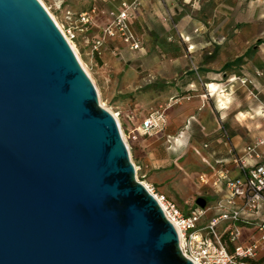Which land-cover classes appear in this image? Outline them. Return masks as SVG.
<instances>
[{
    "label": "water",
    "instance_id": "1",
    "mask_svg": "<svg viewBox=\"0 0 264 264\" xmlns=\"http://www.w3.org/2000/svg\"><path fill=\"white\" fill-rule=\"evenodd\" d=\"M0 264H194L40 0H0Z\"/></svg>",
    "mask_w": 264,
    "mask_h": 264
},
{
    "label": "rangeland",
    "instance_id": "2",
    "mask_svg": "<svg viewBox=\"0 0 264 264\" xmlns=\"http://www.w3.org/2000/svg\"><path fill=\"white\" fill-rule=\"evenodd\" d=\"M40 1L49 8L65 32L70 28L76 33V38L71 42L77 48L92 76L89 75L97 89L100 103L102 102L105 104L104 107L117 114L120 127L126 116L128 119L133 117L131 112H140L143 116L158 107L167 110L172 103H180L183 98L188 99V93L197 95L207 92L206 84L208 83V87L216 95L218 89L214 90V86L218 85L214 82L223 83L222 87H229L230 84L227 81L230 79V75L242 76L243 72H248L254 67L264 69V61H260L264 56V0H167V8H170L172 13H174V8L185 9V11H189L188 16L200 25H169L171 29L167 31L148 27L144 29L143 26H137L139 32L145 34L143 39L146 51L143 54L137 52L136 56L128 55L125 52L115 54L111 41L107 42L100 52L96 51L93 45L100 34L98 28L92 29L91 27L94 25H91L87 29L78 19V14L82 11H90L94 6L112 9L111 6L120 0ZM59 1L61 2L59 3ZM127 1L131 2L132 0ZM147 5L148 0H141V4L132 16L137 14L139 17L146 7L150 11ZM146 20L151 23V18L148 17ZM171 20L175 23V16H171ZM219 25H226L227 28L217 29L216 27ZM185 32L190 35L192 41L194 40L192 44L194 48H190L191 43L186 40L188 37L185 36ZM165 33L168 35V39L176 41L177 45L169 47L159 45L158 40ZM230 39L236 41L232 50H229L227 45H223L222 48L230 59L227 58L228 62L221 64L224 65L222 69L213 68L219 73L226 71L225 75L220 74L217 79L208 78L205 63L209 64L208 59L211 57L214 59L219 57V51L212 54L215 48L213 44L217 45L216 41H221L223 44ZM182 57L187 59L189 64L182 63L177 67L173 65V70H171L167 61L175 58L180 60ZM193 82L196 84L190 85ZM235 83L237 85V82H232V84ZM183 86L192 88L185 90ZM176 87L179 88L178 93L163 95L165 91ZM238 87L245 88L239 82ZM193 88L195 90H191ZM240 91L238 90V94ZM243 99L244 95L238 97L239 102H242ZM200 137L198 132H192V141L195 144L200 142ZM129 144L132 146L130 153L132 158L137 164H140L135 154L136 146L133 142ZM159 144L162 149L161 153H163L162 157L168 158L166 162L170 169L165 175H168L170 181L158 179V182L152 183L145 178L144 180L151 183L156 192L175 201L184 212H188L192 206L196 205V199L200 196L208 198L206 201L209 207L216 205L214 196H207L204 186L200 184L199 175L201 173L208 175V171H205L204 168L210 164L208 160H204L202 148L200 146L192 147L184 155H181L179 152L168 150V146L166 147L164 143ZM177 154L180 155L177 156ZM142 173L144 172L141 164L140 179H142ZM211 209L210 213L201 219V225L209 222L210 214L215 208ZM240 228L243 233L241 241L245 239L250 230L254 231L252 234H256V228L252 226L244 224L240 225ZM218 230L224 231L223 224L218 226Z\"/></svg>",
    "mask_w": 264,
    "mask_h": 264
},
{
    "label": "crops",
    "instance_id": "3",
    "mask_svg": "<svg viewBox=\"0 0 264 264\" xmlns=\"http://www.w3.org/2000/svg\"><path fill=\"white\" fill-rule=\"evenodd\" d=\"M121 2L122 0L113 4L111 7L119 9L121 7ZM147 6H149L150 11L148 7H146L143 14L139 15V17L135 14L128 19L132 31L142 42L141 49L136 51L130 50L123 42L111 40L110 43L112 44V48H117L120 54L125 52L128 55L131 54L132 56H136L137 52L138 54H143L146 51L145 41L143 39L145 34H141L137 29V26H143L144 29L148 27L151 29L155 28L167 31L171 29L169 25H200V23L188 16L189 11H185V9L174 8V15L170 8H167V0H148ZM176 15L179 17H176ZM171 16H175V23L172 22ZM148 17L151 18V23L146 20ZM106 22V16H100L91 28H98L100 33L98 36H100L102 33V27ZM216 28L226 29L227 27L226 25H219ZM188 35L189 34L185 32V36L188 37L186 40L191 43L190 48H194V45H192L194 40L192 41L190 35ZM216 42L217 45L213 44L215 48L212 54L219 51V57L216 59L211 57L208 59L209 64L205 63V67L207 68L206 76L211 79L219 78L218 76L220 74L225 75L226 71H223L224 73H219L213 69H222L224 65L222 66L221 64L223 62H228L227 58L229 57H227L222 50L224 47L223 45H227L229 50H232L233 45L236 44V41L232 39L223 44L221 41ZM158 44L166 47L177 45L176 41H170V39H168L166 33L161 35ZM158 59L160 58L158 57ZM178 59L179 58H175L167 61L171 70H173V65L177 67L182 63L189 64V61L184 59V57L180 60ZM260 61H264V56L261 57ZM236 76L237 75L232 74L229 77L232 78ZM242 76L250 77L253 80V83L249 85L241 84V86L245 88H239L238 82L237 85L236 83H230L229 87H222L223 83L214 82L218 85L214 86V90L218 89L216 95L212 93V90L208 87V83L206 84L207 92L203 94L198 93L197 95H191L188 93V99L183 98L180 103L174 102L167 108L166 114L168 117V126L164 133L151 136L139 135L138 140L134 142V145L136 146L135 154L136 157H138V163L143 165L144 173L142 174L146 175L147 180H150L152 183L158 182V179L161 181H170L168 175H165L170 169L166 162L168 158L162 157L163 153H161L162 149L160 148L159 143H164L166 147L168 146V150H172V152L176 153L179 152L181 155H184L187 150L192 147L200 146L202 148L204 160H208L210 164H207L204 168L205 171H208V175L206 173H201L200 175H207L210 179V183L204 184L200 181V184L204 186L205 194L207 196H214L216 204L219 199L226 194V190L222 185L213 186L211 183L213 176L220 169L228 170L229 175L233 178H244L245 170L242 165L234 161V158L243 154L245 147L256 138L264 136V69L254 67L248 72H243ZM227 82H229V80ZM193 84H196V82H193L190 85ZM183 88H185V90H190L192 87L183 86ZM191 90L195 89L193 88ZM238 90H241L239 94ZM251 90L256 93L257 97L253 96ZM174 92L178 93L179 88L176 87L175 89L167 90L163 95L166 96ZM219 94L221 96L220 98ZM240 95H244L242 102L238 101ZM130 114H133V117L128 119L126 116L122 123V126L126 130L138 127L143 118L147 116V114L142 116L140 112H131ZM192 132H198L201 136L199 140L200 142L197 144L192 141ZM168 136L176 138V144L171 143L170 145ZM180 154H177V156ZM255 161L256 160H252V162ZM206 200L208 201V198ZM241 202V199L238 198L236 205H239ZM214 207L215 205L212 206V208ZM213 210L214 211L210 214L211 218L217 214V209L215 208ZM242 217L245 221L241 222L240 225L245 224L255 228L257 223L264 221V208L243 214ZM253 232L254 231L251 232L250 230L242 242L246 243ZM255 260H258L257 264H262L264 262V243L260 245Z\"/></svg>",
    "mask_w": 264,
    "mask_h": 264
},
{
    "label": "built area",
    "instance_id": "4",
    "mask_svg": "<svg viewBox=\"0 0 264 264\" xmlns=\"http://www.w3.org/2000/svg\"><path fill=\"white\" fill-rule=\"evenodd\" d=\"M140 4L141 0H132L131 2L122 0L119 9L94 6L90 11H82L78 14L80 23L87 29L96 23L98 17L106 16L107 18L101 35L94 41L93 46L96 51L100 52V49L111 40L123 42L130 50L141 49L142 42L132 31L128 22ZM66 33L67 35L64 34L66 37L68 36V40L73 41L76 38L73 29L69 28ZM113 52L116 54L119 51L117 48H113ZM232 82L249 85L253 83V80L248 76H236L229 79L228 83ZM251 93L257 97L254 91L251 90ZM167 126L168 117L166 108L163 107L151 110L143 118L141 124L131 130L124 129L121 124L130 153L132 146L129 143L136 142L140 134L151 136L164 133ZM176 140V138L168 136L170 145L171 143L176 144ZM132 160L138 180L146 185L161 204L167 217L178 231L182 251L194 264H254L250 260L256 259L259 247L264 242V221L255 225L256 234H251L246 243L241 241L243 233L240 224L245 221L242 217L243 214L264 208V136L256 138L245 147L243 154L234 158L236 163L243 166L244 178H233L226 169H220L213 176L212 185H222L226 194L219 199L214 207L217 209V214L203 225L200 224V221L212 207L208 205L200 207L196 204L188 212H184L175 201L156 192L154 186L144 180V178L146 179L145 174H141L142 179H140L141 165L135 163L133 158ZM252 160L256 161L252 162ZM200 181L204 184L210 183L207 175H200ZM238 198L242 202L236 205ZM220 224H223V232L218 230ZM227 243L233 245L232 252Z\"/></svg>",
    "mask_w": 264,
    "mask_h": 264
},
{
    "label": "bare ground",
    "instance_id": "5",
    "mask_svg": "<svg viewBox=\"0 0 264 264\" xmlns=\"http://www.w3.org/2000/svg\"><path fill=\"white\" fill-rule=\"evenodd\" d=\"M61 1H59V3H60ZM44 3V2H43ZM45 5V4H44ZM46 6V5H45ZM47 7V6H46ZM47 9L49 10V8L47 7ZM49 12L51 13V11L49 10ZM51 15H52V17L55 19V21L57 22V24L59 25V27L62 29V31L66 34V32H65V30L63 29V26L58 22V20L56 19V17L51 13ZM67 35V34H66ZM68 37V36H67ZM70 40V39H69ZM70 43H71V45H72V47L74 48V50H75V52H76V54H77V56H78V58H79V60L81 61V63H82V65L84 66V68L86 69V71L89 73V75L91 76V74H90V72L88 71V69H87V67H86V65H85V63L83 62V60L81 59V57H80V54H79V52H78V50H77V48L75 47V45L71 42V40H70ZM92 77V76H91ZM101 104L102 105H105V104H103L102 102H101ZM113 114L116 116V118H117V114L115 113V112H113ZM119 122V121H118ZM121 128V127H120ZM122 131V130H121ZM122 135H123V137H124V139L126 140V138H125V135H124V133H123V131H122ZM126 142V141H125Z\"/></svg>",
    "mask_w": 264,
    "mask_h": 264
},
{
    "label": "trees",
    "instance_id": "6",
    "mask_svg": "<svg viewBox=\"0 0 264 264\" xmlns=\"http://www.w3.org/2000/svg\"><path fill=\"white\" fill-rule=\"evenodd\" d=\"M227 246L231 252L234 250L233 249L234 247L230 243H227ZM250 261L253 262L254 264H257L258 262V260H255V259H251Z\"/></svg>",
    "mask_w": 264,
    "mask_h": 264
}]
</instances>
